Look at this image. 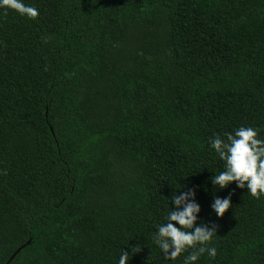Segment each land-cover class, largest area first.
Returning a JSON list of instances; mask_svg holds the SVG:
<instances>
[{
    "label": "trees",
    "instance_id": "trees-1",
    "mask_svg": "<svg viewBox=\"0 0 264 264\" xmlns=\"http://www.w3.org/2000/svg\"><path fill=\"white\" fill-rule=\"evenodd\" d=\"M24 2L37 17L0 9V264H118L136 245L128 264H182L192 250L165 260L153 233L183 186L217 226L197 264H264V196L214 188L209 144L264 140V0Z\"/></svg>",
    "mask_w": 264,
    "mask_h": 264
},
{
    "label": "clouds",
    "instance_id": "clouds-1",
    "mask_svg": "<svg viewBox=\"0 0 264 264\" xmlns=\"http://www.w3.org/2000/svg\"><path fill=\"white\" fill-rule=\"evenodd\" d=\"M0 9L11 10L28 18H35L39 14L38 9L24 0H0ZM209 144L219 159L224 161V170L210 178L214 188L223 190L235 183L237 188L247 189V194L252 197L258 199L264 196V140L258 138L257 129L240 126L234 133L226 134V141L216 135ZM171 204L173 207L165 222L159 224L153 233V242L164 254V259L175 261L189 249L192 251L183 257L182 264H197L205 254L214 259L217 251L212 241L217 226L197 223L201 208L195 202V190L186 186L176 190L171 196ZM230 207L231 195L214 197L211 204L217 218H222ZM139 251L140 245L130 249L131 255ZM131 255L121 250L118 264H128Z\"/></svg>",
    "mask_w": 264,
    "mask_h": 264
},
{
    "label": "water",
    "instance_id": "water-1",
    "mask_svg": "<svg viewBox=\"0 0 264 264\" xmlns=\"http://www.w3.org/2000/svg\"><path fill=\"white\" fill-rule=\"evenodd\" d=\"M28 244H30V242H28ZM21 251V249H19L13 256H12V258L10 259V261L9 262H11L16 256H17V254L19 253Z\"/></svg>",
    "mask_w": 264,
    "mask_h": 264
}]
</instances>
